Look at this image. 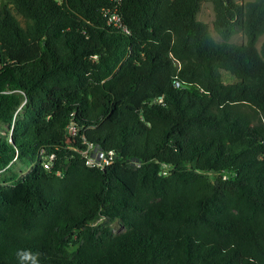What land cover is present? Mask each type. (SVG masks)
I'll return each mask as SVG.
<instances>
[{
  "label": "trees",
  "instance_id": "obj_1",
  "mask_svg": "<svg viewBox=\"0 0 264 264\" xmlns=\"http://www.w3.org/2000/svg\"><path fill=\"white\" fill-rule=\"evenodd\" d=\"M0 264H264V0H1Z\"/></svg>",
  "mask_w": 264,
  "mask_h": 264
},
{
  "label": "built area",
  "instance_id": "obj_2",
  "mask_svg": "<svg viewBox=\"0 0 264 264\" xmlns=\"http://www.w3.org/2000/svg\"><path fill=\"white\" fill-rule=\"evenodd\" d=\"M59 1V0H56ZM114 3H118L120 0H111ZM107 14V24L119 28L122 27L123 31L127 32V29L122 26L121 16L116 12H105ZM178 84H176L177 86ZM161 101V98H160ZM67 134L71 139L75 135L74 126L70 125L67 129ZM69 139V140H70ZM82 147L75 148L81 158L84 160L86 166L95 169H104L105 167L111 165L116 159V153L114 150L108 149L104 150L98 145H94L86 142L83 138L79 140ZM49 164L44 163V167L48 168Z\"/></svg>",
  "mask_w": 264,
  "mask_h": 264
},
{
  "label": "rangeland",
  "instance_id": "obj_3",
  "mask_svg": "<svg viewBox=\"0 0 264 264\" xmlns=\"http://www.w3.org/2000/svg\"><path fill=\"white\" fill-rule=\"evenodd\" d=\"M236 1L239 3V2H246L248 0H236ZM196 18L208 25L209 33L215 41H217V42L222 41L220 36L214 31L213 26H212L214 15H213L211 3L209 1L202 2L201 6H200V10L196 15ZM244 40H245V37L242 33H236L232 37L229 38L228 42L240 44V43H243ZM262 40H263V36L257 40L256 46L258 48H259V45H260ZM223 80L225 82H233L234 81V79L231 78L227 73L223 74ZM13 170L15 172H17L19 175H22L27 171V168L21 162L16 161L15 165L13 167ZM112 230L114 233H118V232L122 231V228L119 225H117L116 223H113L112 224Z\"/></svg>",
  "mask_w": 264,
  "mask_h": 264
}]
</instances>
